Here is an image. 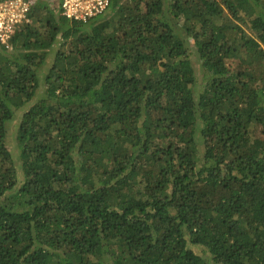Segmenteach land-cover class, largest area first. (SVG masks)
I'll return each mask as SVG.
<instances>
[{
	"label": "trees",
	"instance_id": "16d2710c",
	"mask_svg": "<svg viewBox=\"0 0 264 264\" xmlns=\"http://www.w3.org/2000/svg\"><path fill=\"white\" fill-rule=\"evenodd\" d=\"M51 5L0 47V264H264V0Z\"/></svg>",
	"mask_w": 264,
	"mask_h": 264
},
{
	"label": "built area",
	"instance_id": "2783aa9c",
	"mask_svg": "<svg viewBox=\"0 0 264 264\" xmlns=\"http://www.w3.org/2000/svg\"><path fill=\"white\" fill-rule=\"evenodd\" d=\"M37 0H0V47L9 49L17 30L31 22L30 11ZM66 18L89 22L108 11L111 0H49ZM55 2L58 5L55 6Z\"/></svg>",
	"mask_w": 264,
	"mask_h": 264
},
{
	"label": "rangeland",
	"instance_id": "374dc122",
	"mask_svg": "<svg viewBox=\"0 0 264 264\" xmlns=\"http://www.w3.org/2000/svg\"><path fill=\"white\" fill-rule=\"evenodd\" d=\"M54 4L56 6V5H58V2H55ZM52 57H53V52H50V55L48 57V61L46 63V68L44 66L43 67V69H44L43 71H46L48 69V66L51 64ZM192 58H193V61H194V66L196 68V72H197V76H198L199 82H200V84H202L201 83L202 82L201 79H202L203 74H202V71L200 70V63L196 59L194 53H192ZM43 74H44V72H43ZM43 87L44 86H42L40 88V91H39V93H38V95L36 96L35 99H37L38 97H40L43 94V92H44ZM29 106H30V103H27L22 108L18 109L17 112H16V115H15V119L12 120L9 123L8 145H9L10 149L12 150V152L14 154V158H15L17 166H19L20 163H19V160H18V142H17V137H16V134H17L16 130H17V127H18L19 119L21 118V116L24 113V111H26L28 109ZM197 250L201 251L203 253L202 249H197Z\"/></svg>",
	"mask_w": 264,
	"mask_h": 264
}]
</instances>
